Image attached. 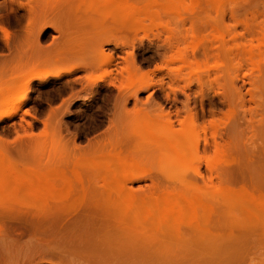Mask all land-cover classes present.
<instances>
[{"label": "rangeland", "instance_id": "374dc122", "mask_svg": "<svg viewBox=\"0 0 264 264\" xmlns=\"http://www.w3.org/2000/svg\"><path fill=\"white\" fill-rule=\"evenodd\" d=\"M85 1L87 3L84 0H64L63 3L62 0H0V150L4 159L9 160L8 165L11 168V164L13 165V171H20L21 174L17 173L22 175L24 180L33 171L48 170V166L53 168L56 165V169L62 168V172L66 170L67 176L69 174L71 176L70 170L74 171V175L76 168L79 167L83 179L80 181L82 180L87 187L90 184L89 189L84 185L83 187L91 190L86 193L88 201L83 199L84 196L83 200L80 199L83 205L79 200H76L78 202L74 200L78 198L77 194L73 199L70 197V202L65 201L64 207H70L69 210L72 209L70 211L77 208L78 210L68 213L69 210L66 212V208L63 209L62 215L67 216L63 218H59L62 215H58L63 213L61 207L52 205V208L48 204L50 209L47 210L49 208L47 207L42 211L41 200L32 198L31 195L27 198L36 201L35 206L32 205L33 202L29 201L30 204L24 199L22 202L24 204L27 202L26 207L21 202L22 199H17L23 193L9 195H14L10 199L12 201L9 203L10 207L6 206L7 201H10L9 196L0 195V200L6 202L1 204L3 201H0L2 208H0L2 210L0 264L264 263V226H262L264 224L257 222L259 227L246 223L249 227L243 228L245 219L243 223L240 222L241 220L239 223L232 221L233 214L237 213L239 216V211L232 208L233 204L229 205V203V207L228 205L224 207L223 202V205L220 204L221 198L223 200L221 189L232 191L233 200L238 197V192L253 193L250 192L251 189L258 194H264V0H217L218 4L214 3L215 6L205 0L207 5H203L208 8L204 9L198 4L200 0H195L196 3L194 1V9L191 0H181L180 6L171 5L172 8L164 7L165 0L163 4L158 3V0H147L149 5L146 0H127L132 1L134 10L137 11L133 13L134 17L131 14V17L125 18H121L122 15L115 12L111 16L112 10H103V7L97 5L98 1L101 4L109 0ZM93 5L98 7L97 11ZM158 5H163L164 10L158 8ZM155 6L157 7L153 10ZM143 7L145 10L142 9ZM198 8L204 13L198 12ZM150 11L153 12L150 14ZM208 14H213L214 18ZM218 14L220 16H217ZM22 99L24 101L18 106V101ZM6 112H11V116L5 118ZM151 126L155 129L167 127V133L163 132L167 143L150 137V129L147 128ZM188 130L191 131L190 135L187 133ZM174 149L178 150L175 151L178 152L179 157ZM188 150L192 151L195 157L192 160L194 164L189 163L190 165L187 166L197 172L194 169L190 172L184 167L186 169L184 172L189 177V179L184 177V180L213 193L210 196L214 197V201L217 198V203H219L218 199L220 200L218 206L214 205L219 211L213 206L214 201L210 203L213 208L209 214L210 218L213 213L210 224L216 223V226L209 225L208 222L206 228L199 226L198 230H208L210 235H218L217 239L215 236L212 238L205 235L209 240L196 239L200 240L201 245L198 242L197 244L194 242L193 245L192 240L200 236L201 231L192 228V232L191 227H187L189 223L186 222H184L185 227L184 223L180 225L181 227L168 225L167 228L170 230L164 229L165 223L164 227L160 226L153 229L154 231L148 228L150 225H146L148 227L144 231L145 237L144 233H140L143 236L139 237L135 234L136 228L131 225L135 223L132 221L134 218L131 217L132 212L127 217H123L113 208L114 211L112 209L111 213L109 208L112 206L109 207L110 205L104 202L105 193L102 188L109 190L110 185L107 184L106 188L102 187L104 180L100 179L106 177L103 172L107 169L111 171L115 167L118 174H124L123 186H127L129 189L127 187L126 189L138 198L148 195L154 198L159 190L162 192L166 188L168 190L176 188L175 191H181L179 188L183 185L182 191L186 190V193L191 194L193 190L189 191L188 185L185 183L180 185V179L168 175V171L172 172L171 169L179 167L180 157L187 154ZM116 157L129 161L132 160L129 157L139 159L141 157L138 161L142 170L137 162L140 170H130L132 174L129 170L122 173L119 162L117 163L119 159L114 160ZM107 160L109 164L111 161V165L116 163L117 165L111 170L110 165L108 168H102ZM102 162H106L105 165H102ZM98 163L101 169L97 166ZM79 164L89 168L97 167V170L92 167L87 169ZM73 181L75 183V179ZM217 187L218 189H215ZM78 190L80 189H77V192ZM109 192L110 190L107 191ZM3 196L6 198L4 199ZM13 198L19 201H13ZM210 200L212 201L211 197ZM16 202L23 204V208L21 209L20 203L21 207L19 204L17 206ZM98 203H101V206ZM72 204L75 208L71 207ZM95 204H97L95 207L92 206ZM86 205L88 207H85ZM38 206L40 210L37 209ZM97 206L109 210L106 211L104 208L101 210ZM214 208L218 214L214 212ZM138 210L133 209V214ZM37 211L44 212L40 213L41 216L49 212V216L41 217ZM139 211L141 215L142 212ZM65 212L68 214L66 215ZM109 212L113 217H109ZM50 214L56 215L55 220V215L52 220ZM77 214L81 217L79 218ZM92 214L95 216L92 217ZM224 215L229 216L226 217L228 219ZM100 216L101 219L106 218L101 221ZM218 216L221 217L219 219L225 220H221L220 223ZM57 217L64 221L60 223ZM137 218L139 217L135 220ZM115 219L121 224L124 223L123 226H120L119 221ZM229 219L237 223L238 227L230 223ZM88 220L91 223H88ZM97 220L101 221V224ZM103 220L106 222V227L103 225L105 223H102ZM223 221L224 224L220 226ZM107 222H109L108 228ZM126 223V226L132 229L127 228ZM89 224L91 226L93 224L97 229ZM211 226L213 231L210 229ZM50 227L53 228L51 232H49L52 230ZM158 229L160 232L155 231ZM150 231L161 237L156 235L153 237L154 234L151 235ZM120 232L123 235L120 236ZM195 232H198V235ZM147 233L153 239L163 242L154 240L156 243H152L149 240L148 245L150 236ZM172 234L174 236H171ZM126 235L131 236L130 238L139 244H142L141 241L145 242L144 238H146L147 243H143L145 246H140L136 241L124 237ZM136 236L143 240L139 241ZM184 236H190L191 239L188 238L191 241L186 238V242H183ZM96 237L99 241H95ZM110 237L114 240H110ZM173 237H179V241ZM128 244L135 249L133 250ZM118 245L127 246L124 248L125 252L123 248L119 249ZM165 246H169L168 249L170 248L171 251L174 249L170 260L167 259L170 257L167 254L169 251L163 250ZM156 249L160 251L155 252ZM204 250L211 253L207 254ZM151 252H155V255ZM178 253L180 254L177 257ZM204 253L209 257L204 256ZM229 253H232L233 257L231 254L229 256ZM218 254L220 257L217 256ZM162 255L167 258L164 259ZM180 256L184 260L180 261ZM212 257H215L214 260ZM154 259L156 262L153 261Z\"/></svg>", "mask_w": 264, "mask_h": 264}, {"label": "bare ground", "instance_id": "6f19581e", "mask_svg": "<svg viewBox=\"0 0 264 264\" xmlns=\"http://www.w3.org/2000/svg\"><path fill=\"white\" fill-rule=\"evenodd\" d=\"M55 1V0H54ZM88 1V0H87ZM92 1V0H91ZM105 1V0H104ZM159 2L158 3H162V2H164L163 0L161 1V0H158ZM194 1L195 0H193V2H192V0H191V4H192V8H193V4L195 5V3H196V1H195V3H194ZM199 1V0H198ZM209 2V4L210 3H217V0H208ZM221 1V0H220ZM219 1V2H220ZM236 1V0H235ZM240 1H242V0H240ZM60 2V1H59ZM64 2V0H62V3ZM84 2H86L85 0H84ZM93 2H95L94 0H93ZM131 2V3H130ZM127 1V0H109V1H106V2H103V3H99V1H98V3H97V5L98 6H100V7H103V10H105V9H110V11L112 10V12H111V14L113 13V12H115V13H117V14H120V15H122L121 16V18H125L126 16H130L131 14H132V17H134V15L135 14H133V13H136V11L137 10H134V6H133V3H132V1ZM146 2H147V0H146ZM151 2V1H150ZM152 2H155V1H152ZM157 2V1H156ZM187 2V1H186ZM201 2H203V3H201ZM58 3V2H57ZM87 3V2H86ZM86 3H84V4H86ZM165 4V8H166V6H170L169 8H172L171 7V5H173L174 7H175V5H177V4H179V6H180V3L182 4V2H181V0H165V2H164ZM184 3V2H183ZM59 4V3H58ZM61 4V3H60ZM83 4V5H84ZM94 4V3H93ZM147 4H148V2H147ZM146 4V5H147ZM163 4V3H162ZM190 4V3H189ZM199 5L201 4L202 5V7H203V9L204 8H208V7H205V5H203V4H206L207 5V1H199V3H198ZM213 4H211V5H213ZM218 4V3H217ZM216 4V5H217ZM223 4L225 5V2H223ZM135 5H137L136 3H135ZM149 5V4H148ZM147 5V6H148ZM151 5V4H150ZM155 5H157V3H155ZM186 5V4H185ZM188 5V4H187ZM200 5V6H201ZM210 5V6H211ZM159 7L158 8H162L163 10H164V8H163V5L161 6V5H158ZM213 6H215V4L213 5ZM212 6V7H213ZM93 7H95V9H96V11H97V8H96V6H94L93 5ZM137 7V6H136ZM148 7H150V6H148ZM157 6H155L154 8H153V10H155V8H156ZM191 7V6H190ZM221 7V6H220ZM224 7V6H223ZM179 8H181V7H179ZM187 8H188V6H187ZM197 8V4H196V6H195V9ZM84 9H85V7H84ZM89 9V8H88ZM92 9V8H91ZM143 10H145L146 9V6H145V9H144V7L142 8ZM168 9V8H167ZM190 9V8H189ZM194 9V8H193ZM221 9V8H220ZM101 10V9H100ZM151 10V9H150ZM158 11H159V9H157ZM162 10V11H163ZM166 10V9H165ZM198 12H201L200 11V9L198 8ZM202 10V9H201ZM214 10V9H213ZM221 10H223V9H221ZM85 11H88V10H85ZM90 11H92V10H90ZM194 11V10H193ZM206 11H207V9H206ZM205 11V12H206ZM208 11H209V9H208ZM93 12V11H92ZM153 11H150V14L152 13ZM213 12V11H212ZM220 12V11H219ZM218 12V13H219ZM93 13H95V11L93 12ZM97 13V12H96ZM95 13V14H96ZM99 13V12H98ZM102 13V12H101ZM140 13H141V9H140ZM202 13H204V11H202L201 12V14ZM221 13V12H220ZM219 13V14H220ZM89 14H90V12H89ZM117 14H114V15H117ZM149 14V13H148ZM214 14V13H213ZM213 14H208V15H210L211 17H213L212 15ZM217 15V16H220V15H222V13L220 14V15ZM93 15V14H92ZM102 15V14H101ZM205 15H206V13H205ZM204 15V16H205ZM215 15V14H214ZM89 16V15H88ZM104 16V15H103ZM111 16H113V14L111 15ZM119 16V15H118ZM140 16V15H139ZM202 16V15H201ZM216 16V15H215ZM115 17V16H114ZM114 17H112V18H114ZM131 17V16H130ZM138 17V16H137ZM206 17V16H205ZM115 18H117V17H115ZM214 18V17H213ZM216 18V17H215ZM220 18V17H219ZM130 19H132V18H130ZM129 19V20H130ZM204 19V18H203ZM208 19V18H207ZM205 21V20H204ZM213 22V21H212ZM211 22V23H212ZM219 22V21H218ZM220 24V23H219ZM210 25V24H209ZM219 27V26H218ZM220 30H221V28H219ZM262 41V40H261ZM260 41H258V43H259ZM262 43V42H261ZM260 44V43H259ZM263 44V43H262ZM262 44H261V46H262ZM258 45V44H257ZM264 45V44H263ZM259 46V45H258ZM260 46V47H261ZM259 47V48H260ZM255 50V49H254ZM183 58V57H182ZM182 62V61H181ZM185 63V62H184ZM190 65V64H189ZM187 67H188V65H187ZM67 72V71H66ZM24 100L22 99V100H20V101H18V106H19V104H22V102H23ZM15 106V105H14ZM12 108H14V107H11V109ZM10 111V110H9ZM14 111V110H13ZM11 112H12V110H11ZM11 112H6L5 114V118H8V117H10L11 116ZM155 126V125H154ZM154 126H151L150 128H147V129H150V132H149V134H150V137H152V138H155V139H158L160 142H165V143H167V138H165L166 137V135H164V133L163 132H165V133H167L166 132V128L167 127H165V128H157V129H155V127ZM191 127V125H188V127ZM189 129H191V128H189ZM182 130V129H181ZM149 131V130H148ZM187 133H189V135L191 134V131L190 130H188L187 131ZM142 137V136H141ZM188 137V136H187ZM193 138V137H192ZM143 139H145V138H143ZM176 139H178V138H176ZM169 140H170V138H169ZM173 139H171V141H172ZM179 140H180V138H179ZM144 141V140H143ZM147 141V140H146ZM176 141V140H175ZM178 141V140H177ZM206 141V140H205ZM148 142V141H147ZM189 142H190V140H189ZM165 143H164V145H165ZM197 143V142H196ZM147 144V143H146ZM149 144V143H148ZM189 144V143H188ZM163 145V146H164ZM191 145V144H190ZM188 146V145H187ZM192 146V145H191ZM182 147V146H181ZM189 147V146H188ZM169 148H171L170 147V143H169ZM190 148V147H189ZM185 149V148H184ZM178 151L177 149H174L173 151ZM138 151V150H137ZM137 151H135L136 153H135V155L137 156ZM176 151H175V153H176ZM189 151V150H188ZM0 152H1V150H0ZM134 152V151H133ZM169 152V151H168ZM167 152V153H168ZM215 152H217L216 150H215ZM2 153V152H1ZM132 153V152H131ZM178 153V152H177ZM176 153V154H177ZM115 154H118V153H115ZM139 154V153H138ZM171 154V153H170ZM169 154V155H170ZM134 155V154H133ZM140 155H143V154H140ZM179 154H177V156H178ZM215 155H217L216 153H215ZM139 156V155H138ZM144 156V155H143ZM143 156H141V157H143ZM135 157V156H134ZM134 157H129V158H132V160H128V159H126V160H124V158L122 159V158H118L117 159V157H116V159H114V160H118L117 161V163L119 162V167H120V169H121V172L122 173H125V172H127L128 170H129V173L131 172L130 170H134V169H137V170H142V166H141V164H139V161L141 160V157H140V159L139 158H134ZM172 157V156H171ZM179 157V156H178ZM194 154H193V152L191 151H189L187 154H183L181 157H180V159H179V167L178 168H175L174 170L173 169H171V171L172 172H170V171H168V175H169V177L171 176V177H175V178H177L179 181H180V185H181V183H182V185H183V183H185V185H188L187 187L189 188V191L190 190H193V192L190 194V192H187L186 193V190H185V192H183L182 191V189L181 188H183V186H181L179 189L182 191H175L176 190V188L174 189V188H170L169 190H171V191H169L167 188L165 189V191L163 190L162 192L159 190V192H161L160 194H159V192H157V190H156V192L158 193L157 195H155L156 197H154V198H150L149 197V195H148V197L147 196H144V198H138V197H135L133 194H131V192L129 191V190H127L126 189V187L127 186H123V185H125V182H123V176L122 175H124V174H121V173H119L118 174V172H117V169H114V168H112L114 165H111L112 164V162L110 161V163L111 164H109L108 162H109V160H107V163L106 162H102V165H105V163H106V165L104 166V167H102V168H105V167H107L108 168V166L110 165L111 167H109V169L111 170V168L113 169V170H111V171H109L107 168V171L106 172H103V173H105V174H103V173H101V174H103V175H105L106 177H104V176H102V175H100V176H102V177H104V178H101L100 176V180L102 181V180H104V181H102V182H104L103 184H101L102 185V187H105L106 188V186H107V184H109L110 186V192L109 193H107V191H109V190H106V189H104V188H102L103 189V191H104V193H105V196L103 197L104 198V202L105 203H107L108 204V206L109 207H111V208H109V209H111V213H112V209L114 208L121 216H123V217H127L129 214H131L130 212H132V215H131V217H134L133 219H132V221L133 222H135L134 223V225H133V223L131 224L132 225V227L133 228H136V231H138V232H136L135 231V234L137 235L138 234V236L139 237H141V236H143V235H140V233H144V237H145V232L144 231H146L145 229L150 225V227H148L149 229H151L152 231H154L153 229H156V228H158V227H160V226H163V224L165 223L166 225H164V226H166V227H164V229H166L167 227H168V225L169 226H171V227H173L172 225H174V226H178L179 225V227H181L180 225L181 224H183L184 222H186V223H189V225H187V227H191V230H192V228H194V229H196L197 228V230H198V228H199V226H201V227H205L206 228V226H208V222H209V225H211L210 224V220L212 221V219H210L211 217H213L212 215H213V213H212V215H211V217L209 218V214H211L210 212L213 210V208H212V203H213V201H214V197H212V196H210V195H212L211 194V192H208V191H206V190H204V189H202V188H200V187H198V186H195V185H192V184H190L189 182H188V180H187V182L184 180V177L186 178L188 175H186L187 173L186 172H184V170H189L190 172H191V170L193 171V169L194 168H191V167H189V166H187V165H190L189 163H193L192 162V160L194 159ZM219 158V157H218ZM221 158V157H220ZM219 158V159H220ZM102 159H104V158H102ZM136 161H135V160ZM173 159H174V157H173ZM196 159V158H195ZM6 160V161H5ZM122 160V161H121ZM139 160V161H138ZM115 161V162H116ZM156 161V160H155ZM196 161H198V160H196ZM121 162H122V164H121ZM137 162H138V164L140 165V169H138L139 168V166L137 165ZM8 163H10L9 162V160L6 158V159H4V155H3V153L2 154H0V195H3V194H5V195H7V196H9L10 194H16V193H18V195H19V193H23V195L21 194L20 195V198H18L17 197V199H22L21 200V202L24 200V199H27V201L29 202V201H31V199L33 198V197H35V198H39L40 200H41V203L43 204V206H40L41 207V209H42V211L44 210V209H47V207H49L47 210H49L50 209V206L52 207V205H57V207L59 206V207H61V210H65V208H66V212H68V210H69V208L70 207H64L65 206V204H66V202L65 201H71V198L70 197H72V199H73V197H75L74 195L75 194H77L76 196L78 197V198H76V199H74L75 201L76 200H79L80 201V199L81 200H83V199H86V193H87V191H91V190H86V188L87 189H89L88 187H89V182H87L89 185H88V187L85 185V183L82 181L83 179H82V175H81V172H79V167L78 168H76V171H75V173H74V175H73V172L74 171H71L70 170V172L72 173L71 174V176H67V175H65L66 174V170L65 171H63L62 172V168H59L58 167V170L56 169V167L54 166L53 168L50 166H48L47 168H48V170L47 169H45V170H43V171H41V170H39V171H33L30 175H29V177H27V179H23V176L22 175H19V174H21V173H19L18 171V173L16 172V171H13V165L11 164V166H12V168L8 165ZM80 163V162H79ZM104 163V164H103ZM117 163H116V165H117ZM78 164V163H77ZM100 164H101V162H100ZM194 164V163H193ZM50 165H52V163L50 164ZM54 165V164H53ZM79 165H84V164H79ZM78 165V166H79ZM115 165V166H116ZM77 166V165H76ZM76 166H73V167H76ZM85 167H86V165H84ZM84 166H83V168H84ZM97 166H99V168H100V165H99V163H98V165ZM192 166V165H191ZM72 167V168H73ZM92 167V166H91ZM91 167L89 168V166H87L86 168L88 169H91ZM184 167L186 168V169H184ZM187 167H189V168H191V169H189V168H187ZM211 167V166H210ZM93 168V167H92ZM95 168V170H97L96 168L97 167H94ZM93 168V169H94ZM50 169V170H49ZM54 169V170H53ZM56 169V170H55ZM60 169V170H59ZM92 169V170H93ZM101 169V168H100ZM73 170H75V168L73 169ZM81 170V169H80ZM99 170V169H98ZM195 170V169H194ZM77 171H78V173H77ZM99 171H101V170H99ZM102 171H103V169H102ZM196 171V170H195ZM194 171V172H195ZM69 172V173H70ZM98 172V171H97ZM197 172V171H196ZM138 173V172H137ZM171 173V174H170ZM75 174H76V176H75ZM121 174V175H120ZM130 174H132V173H130ZM22 176V177H21ZM25 176V175H24ZM73 176V177H72ZM26 177V176H25ZM69 177V178H68ZM133 177V176H132ZM71 178H73V180L75 179V183H74V181L71 179ZM127 178V177H126ZM174 178V179H175ZM80 179H82L81 181H80ZM128 179V178H127ZM187 179H189V177H187ZM106 180V181H105ZM24 182H25V184H24ZM76 182H77V185H79L80 187H75V186H77L76 185ZM84 183V184H83ZM86 183V184H87ZM124 183V184H123ZM81 184V185H80ZM222 184H224V183H222ZM75 185V186H74ZM83 185H84V187L86 186V188H84L83 187ZM219 185H220V183H219ZM218 186V185H217ZM108 187V186H107ZM186 187V186H185ZM246 187V186H245ZM75 188H76V191H75ZM91 188V187H90ZM128 188V187H127ZM193 188V189H192ZM77 189H80V190H78L79 192H77ZM129 189V188H128ZM215 189H218V187L217 188H215ZM248 189V188H247ZM167 190V191H166ZM172 190H174V191H172ZM188 190V189H187ZM222 191H223V200H222V198H221V203H220V200L218 199V202L221 204V205H223V203H224V207H225V205H226V207H227V205L229 204V205H232L233 204V206L234 207H232V206H230V208L232 207V208H236V210H238L239 211V216H240V218H239V216H237V213H235V215L233 214V216L234 217H232V221H234V222H237V223H239V220H241L240 222H244V220L243 219H245V224H243L242 226H243V228H245V226H246V223H249L250 225H258V223L257 222H259V224L260 223H263L264 224V196H262V195H264V194H258V192H254V190L253 189H251V191H250V189H249V191L250 192H253V193H249V192H246V191H241V192H238V197L236 198V199H231V196L233 197V194H232V191H230V190H228V189H221ZM102 191V192H103ZM75 192H77V193H75ZM155 192V191H154ZM210 193V194H209ZM260 193V192H259ZM24 194H26V195H24ZM85 194V195H84ZM103 194V193H102ZM106 194L108 195V196H106ZM190 194V195H189ZM232 194V195H231ZM13 195V196H14ZM32 196V198H29V200H28V196ZM214 195H219V194H215L214 193ZM12 195L11 196H9V200L10 199H12V197H13ZM17 196V195H16ZM24 196V197H23ZM84 196V197H83ZM154 196V195H153ZM208 196H209V198H208ZM220 196V195H219ZM4 197V196H3ZM21 197H23V198H21ZM82 197H83V199H82ZM98 197V196H97ZM96 197V198H97ZM108 197V198H107ZM142 197V196H141ZM151 197H152V194H151ZM206 197V198H205ZM210 197L212 198V201L210 200ZM221 197V196H220ZM6 197H4V199H5ZM87 198H88V196H87ZM93 198V197H92ZM2 199V198H1ZM16 199V200H17ZM67 199V200H66ZM69 199V200H68ZM89 199V198H88ZM16 200H14V198H13V201H16ZM19 200H17V201H19ZM35 200H37V199H35ZM87 200V199H86ZM208 200V201H207ZM209 200H210V202H209ZM216 201H214V204H213V206L214 205H217L218 206V204L219 203H217V198L215 199ZM0 201H3V200H0ZM11 201V200H10ZM10 201H7L8 202V204H6V206L8 205H10L9 203H12V201L10 202ZM88 201V200H87ZM93 201V200H92ZM97 201H99V199H97ZM101 201V200H100ZM103 201V200H102ZM231 201V202H230ZM31 202H33V204L32 205H34L35 206V203L34 202H36V201H31ZM74 202V201H73ZM76 202H78V201H76ZM81 202V201H80ZM84 202V201H83ZM95 202V201H94ZM223 202V203H222ZM1 203V202H0ZM4 203H6V202H2L1 204H4ZM17 203V202H16ZM15 203V204H16ZM20 203V202H19ZM19 203H17L16 205L17 206H19L20 204ZM23 203V202H22ZM26 203L27 202H25V206L23 205V204H21L22 205V207H21V205H20V207H21V209L23 208V206L24 207H26ZM30 203V202H29ZM37 203H38V200H37ZM63 203V204H62ZM65 203V204H64ZM82 203V202H81ZM96 203V202H95ZM211 203V204H210ZM217 203V204H216ZM19 204V205H18ZM31 204V203H30ZM29 204V205H30ZM41 204V205H42ZM48 204H50V206L48 205ZM59 204H61V205H59ZM80 204V203H79ZM89 204V203H88ZM90 204H92L91 202H90ZM99 204V203H98ZM104 204V203H103ZM32 205H31V207H29L30 209L32 208ZM45 205V206H44ZM73 205V204H72ZM74 205H75V203H74ZM74 205L73 206H71V207H74ZM82 205H83V203H82ZM81 205V206H82ZM97 204H95V205H92V206H96ZM100 206H101V203L99 204ZM106 205V204H105ZM229 205H228V207H229ZM3 206V205H2ZM11 206H13L12 204H11ZM15 206V205H14ZM69 206V205H68ZM100 206H97V207H99L100 208ZM104 206V205H103ZM108 206H107V208H108ZM217 206H214V207H216L217 208ZM10 207V206H9ZM39 206L37 207V209H39L40 208ZM85 207H88L87 205L85 206ZM0 208H1V205H0ZM16 208V207H15ZM28 208V207H27ZM44 208V209H43ZM53 208V207H52ZM75 208V207H74ZM77 208V207H76ZM82 208V207H81ZM98 208V209H99ZM102 209L104 208V207H101ZM100 208V209H101ZM2 209V208H1ZM0 209V212L2 211ZM54 209H55V206H54ZM53 209V210H54ZM60 209V208H59ZM79 209H80V207H79ZM86 209V208H85ZM88 209V208H87ZM91 209V208H90ZM92 209H93V207H92ZM101 209V210H102ZM106 211L107 210H109V209H106V207L104 208ZM114 209H113V211H114ZM133 209L135 210H137V209H139L138 211L141 213L142 212V217H141V215L138 213V211H137V213L139 214V216H137L138 214L136 213V211H134L136 214H133ZM226 209V208H225ZM27 210V209H26ZM25 210V211H26ZM36 210V209H35ZM40 210V209H39ZM38 210V211H39ZM64 210H63V213H61V214H59L58 213V215H62V214H64ZM70 210H72V209H70ZM69 210V212L68 213H70V212H73V211H76V210H78V208L76 209V210H74L73 209V211H70ZM89 210V209H88ZM95 210V209H94ZM104 210V211H105ZM214 210H215V208H214ZM217 210H218V208H217ZM4 211V210H3ZM19 211V210H18ZM24 211V212H25ZM37 211V212H38ZM41 211V212H42ZM80 211H81V209H80ZM84 210H82V212H83ZM95 211H97V210H95ZM100 211V210H99ZM98 211V212H99ZM219 211V210H218ZM223 211V210H222ZM20 212V211H19ZM29 212V211H28ZM40 212V213H41ZM65 212V213H66ZM87 212V211H86ZM109 212V213H110ZM214 212H216V210L214 211ZM39 213V212H38ZM39 213V215L41 216V214ZM42 213H44V212H42ZM53 213V212H52ZM68 213H66V215L68 214ZM74 213V212H73ZM72 213V214H73ZM77 213H78V211H77ZM81 213V212H80ZM83 213H85V212H83ZM88 213H89V211H88ZM95 213V212H94ZM110 213V216H109V214H107L109 217H113V215ZM217 213V212H216ZM215 213V216L218 214H216ZM49 214V212L46 214V215H48ZM56 214H57V212H56ZM100 214H102V213H99V215ZM104 214H106L105 212H104ZM25 215V214H24ZM31 215V214H30ZM36 215L38 216V214L36 213ZM46 215H42L41 217H43V216H46ZM51 215V214H50ZM55 215V214H54ZM53 215V216H54ZM57 215V216H58ZM78 215V214H77ZM93 215L94 214H92V217H93ZM95 215H96V213H95ZM94 215V216H95ZM103 215V214H102ZM101 215V216H102ZM118 215V214H117ZM116 215V216H117ZM134 215V216H133ZM219 215H220V213H219ZM226 215H229V214H226ZM1 216H2V214H1ZM27 216V215H26ZM40 216H38V217H40ZM49 216V215H48ZM52 215H51V218L53 217ZM63 216H65V215H62V216H60L59 218H63ZM69 216V215H68ZM97 216V215H96ZM101 216L99 217L100 219H101ZM139 217V218H137L136 220H135V218L136 217ZM222 216V215H221ZM225 216V215H224ZM230 216V215H229ZM229 216H225V218L226 217H229ZM236 216H237V221H235L236 219ZM25 217V216H24ZM32 217V216H31ZM38 217H36V218H38ZM55 217H56V215L54 216V220H55ZM65 217H67V216H65ZM71 217V216H70ZM78 217H79V215H78ZM81 217V216H80ZM79 217V218H80ZM83 217V216H82ZM118 217V216H117ZM130 217V216H129ZM223 217V216H222ZM231 217V216H230ZM44 218H47V217H44ZM50 218V217H49ZM58 218V217H57ZM58 218V220H60ZM85 218V217H84ZM91 218V217H90ZM89 218V220H91ZM104 217H102V219H103ZM106 218V217H105ZM104 218V219H105ZM208 218H209V221H208ZM219 218H221V217H219L218 216V219ZM239 218V219H238ZM242 218V219H241ZM42 219V218H41ZM65 219V218H64ZM67 219V218H66ZM97 219V218H96ZM95 219V220H96ZM102 219H101V221H102ZM108 219V218H107ZM117 219V218H116ZM115 219V220H116ZM119 219V218H118ZM226 219H228V218H226ZM231 219V218H230ZM229 219V220H230ZM235 219V220H234ZM25 220V219H24ZM52 220H53V218H52ZM51 220V221H52ZM71 220V219H70ZM76 220V219H75ZM88 220V223L90 222ZM109 220V219H108ZM111 220H112V218H111ZM114 220V221H115ZM120 220H121V217H120ZM124 220H125V218H124ZM123 220V221H124ZM128 220V219H127ZM135 220V221H134ZM221 220H225V219H219L218 221L220 222ZM247 220H248V222H247ZM1 221V220H0ZM62 220H60V223H62L61 222ZM69 221V220H68ZM79 221V220H78ZM98 222H99V220H97ZM96 221V222H97ZM101 221L99 222L100 224H101ZM110 221V220H109ZM116 221H119V220H116ZM131 221V220H130ZM216 221H217V218H216ZM217 221V222H218ZM45 222H47V220L45 221ZM86 222H87V219H86ZM85 222V223H86ZM91 222H92V220H91ZM90 222V223H91ZM113 222V221H112ZM127 222V221H126ZM169 222V223H168ZM218 222V223H219ZM242 222V223H243ZM39 223V222H38ZM37 223V224H38ZM43 223V222H42ZM48 223H50L51 224V222H48ZM102 223H105V224H103V225H105L104 227H106V222L103 220V222ZM110 223H111V221H110ZM115 223V222H114ZM113 223V224H114ZM116 223H118V222H116ZM119 223H120V221H119ZM170 223H172L171 225H170ZM221 223V222H220ZM230 223H232V224H235V223H233V222H231V220H230ZM236 223V224H237ZM66 224V223H65ZM76 224V223H75ZM82 224H83V221H82ZM93 224H94V221H93ZM93 224H92V226H93ZM108 224H109V222H107V228H108ZM122 224H124V223H122ZM121 223H120V226H123ZM215 224V226H216V223H214ZM214 224H212L213 226H214ZM224 224V221L222 222V224H220V226H222ZM235 224V225H236ZM41 225V224H40ZM44 225V224H43ZM49 225V224H48ZM52 225V224H51ZM57 225H59V224H57ZM56 225V226H57ZM77 225H78V223H77ZM95 225V224H94ZM98 224H96V226H97ZM127 225V223L125 224V226ZM146 225H148V226H146ZM185 225V223L183 224V226ZM241 224H239V226H240ZM262 225V224H261ZM37 226V225H36ZM50 226V225H49ZM80 226V225H79ZM84 226V225H83ZM89 226H91V224H89ZM91 226V227H92ZM102 226V225H101ZM110 226V225H109ZM116 226H117V224H116ZM120 226L118 225V227L120 228ZM153 226V227H152ZM213 226H211L210 227V229L211 228H213ZM237 226V225H236ZM235 226V227H236ZM248 226V225H247ZM247 226H246V228H247ZM259 226V225H258ZM262 226H264V225H262ZM43 227V226H42ZM53 227V226H52ZM52 227H50V228H52ZM103 227V226H102ZM103 227V228H104ZM111 227L112 228H114L112 225H111ZM127 227V226H126ZM129 227V229H132V228H130V226H128ZM127 227V228H128ZM185 227V226H184ZM238 227V226H237ZM249 227V226H248ZM260 227V226H259ZM44 228V227H43ZM57 228V227H56ZM61 228V227H60ZM72 228V227H71ZM83 228H85V227H83ZM93 228H94V226H93ZM92 228V229H93ZM117 228V227H116ZM118 228V229H119ZM188 228V229H189ZM209 228V227H208ZM41 229V228H40ZM47 229V228H46ZM45 229V230H46ZM63 229V228H62ZM66 229V228H65ZM95 229V228H94ZM93 229V230H94ZM97 229V228H96ZM95 229V230H96ZM106 229V228H105ZM115 229V228H114ZM125 229V228H124ZM128 229V230H129ZM186 229V228H185ZM184 229V230H185ZM218 229H220V228H218ZM250 229H252V227H250ZM254 229V228H253ZM44 230V229H43ZM50 230V229H49ZM55 230V229H54ZM61 230V229H60ZM64 230V229H63ZM68 230V229H67ZM91 230V229H90ZM94 230V231H95ZM100 230V229H99ZM99 230H97V231H99ZM101 230L103 231V229L101 228ZM100 230V231H101ZM107 230V229H106ZM111 230V229H110ZM116 230V229H115ZM160 229H158V230H155L156 232H160L159 231ZM167 230H170V228L168 229L167 228ZM172 230V229H171ZM180 230V229H179ZM178 230V232H180ZM181 230H183V229H181ZM212 230V229H211ZM214 230V229H213ZM212 230V231H213ZM221 230V229H220ZM51 231H53V228H52V230H50L49 232H51ZM57 231V230H56ZM56 231H54V232H56ZM70 231V230H69ZM89 231V230H88ZM100 231H99V233H100ZM107 231H109V230H107ZM161 231H163V230H161ZM173 231V230H172ZM189 231V230H188ZM196 231V230H195ZM201 231V232H200ZM47 232V231H46ZM59 232V231H58ZM105 232V231H104ZM164 232H165V230H164ZM164 232H162L163 234H164ZM171 232V231H170ZM184 232V231H183ZM182 232V233H183ZM192 232H193V230H192ZM198 232H200L199 234H200V236L197 234ZM198 232L196 233L195 232V234H197L198 236H199V238H198V236H197V238H192V239H194V240H192L193 242H191L192 244L195 242L196 244H197V242L198 243H200L199 241L200 240H196V239H203V240H205L206 239V236L205 235H209V236H211L212 238L215 236L216 237V239H217V236L214 234H212V235H210V233L208 232V230H198ZM204 232V233H203ZM217 232H218V230H217ZM220 232V231H219ZM253 232H254V230H253ZM262 232H263V229H262ZM70 233V232H69ZM68 233V234H69ZM72 233V232H71ZM98 233V234H99ZM109 233V232H108ZM116 233H117V231H116ZM128 233V232H127ZM132 233V232H131ZM149 233H151V235H153L154 233H152L151 231L149 232ZM161 233V234H162ZM181 233V232H180ZM179 233V234H180ZM230 233V232H229ZM65 234H66V232H65ZM67 234V235H68ZM102 234H104L103 232H102ZM110 234V233H109ZM121 234L123 235V233H121L120 232V236H121ZM133 234H134V232H133ZM148 234V233H147ZM169 234V233H168ZM174 234V233H173ZM171 235V236H174V235ZM194 234V233H193ZM192 234V235H193ZM194 234V235H195ZM203 234V235H202ZM217 234V233H216ZM227 234V233H226ZM232 234H234V232H232ZM251 234V233H250ZM71 235V234H70ZM81 235V234H80ZM105 235V234H104ZM111 235V234H110ZM109 235V236H110ZM129 235H131V234H129ZM149 235V234H148ZM151 235H149L152 239H153V237L156 235L157 237H161V235L160 236H158L156 233L153 235V237L151 236ZM181 235V234H180ZM183 235V234H182ZM186 235V234H185ZM189 235H190V232H189ZM202 235V236H201ZM220 235H222L221 233H220ZM225 235V234H224ZM238 235V234H237ZM62 236V235H61ZM73 236H74V234H73ZM96 236V235H95ZM107 236V235H106ZM112 236H114V235H112ZM128 235H126V236H124V237H127ZM138 236H136L138 239H139V237ZM155 236V237H156ZM191 236V235H190ZM190 236H184V238H185V240H183V242L185 241L186 242V238H190ZM204 236V237H203ZM233 236V235H232ZM65 237V236H64ZM68 237V236H67ZM105 237V236H104ZM131 237V236H130ZM130 237H127V238H130ZM149 237V238H150ZM194 237V236H193ZM220 237V236H219ZM218 237V238H219ZM234 237V236H233ZM255 237V236H254ZM89 238V237H88ZM87 238V239H88ZM97 238L98 237H96V239H95V241H99V240H97ZM120 238H122V237H120ZM132 238V237H131ZM130 238V239H131ZM148 238V237H147ZM148 238V243L146 242V238H144L145 239V242L149 245L150 243H149V240H150V242L152 241V243L154 242V240H155V238L152 240V239H149ZM166 238V237H165ZM174 238V237H173ZM177 237H175L174 239L175 240H177L178 239V241H179V237L176 239ZM187 239V240H190V239ZM222 238H223V236H222ZM227 238V237H226ZM225 238V239H226ZM228 238H229V236H228ZM230 238H232V237H230ZM75 239V238H74ZM87 239H86V241H87ZM92 239V238H91ZM90 239V240H91ZM123 239V238H122ZM121 239V240H122ZM158 239H160V238H158ZM162 239V238H161ZM207 239L209 240V237H207ZM206 239V240H207ZM225 239H222V240H225ZM233 239H235V238H233ZM232 239V240H233ZM83 241L85 240V239H82ZM103 241H104V239H102ZM108 240H109V238H108ZM110 240H114L112 237H110ZM124 240V239H123ZM131 240H134V239H131ZM141 240H143V238L141 239ZM140 239H139V241H141ZM166 240V239H165ZM174 240V241H175ZM180 240H182V238L180 239ZM196 240V241H195ZM205 240V241H206ZM220 240H221V238H220ZM228 240H231V239H228ZM231 240V241H232ZM249 240V239H248ZM261 240V239H260ZM263 240V239H262ZM89 241V240H88ZM127 242H129L130 243V241H128V240H126ZM136 240H134V242H135ZM156 242H160L159 240H155ZM173 241V240H172ZM191 241V240H190ZM204 241V242H205ZM227 241V240H226ZM251 241H254V240H251ZM251 241H250V243H251ZM256 241V240H255ZM119 242V241H118ZM118 242H117V244H118ZM121 242V241H120ZM119 242V243H120ZM137 242V241H136ZM142 242V244L140 243H138L140 246L141 245H143V243H145V242H143V241H141ZM156 242H154V243H156ZM162 242H163V240H162ZM162 242H160V243H162ZM188 242V241H187ZM202 243H203V241H201ZM221 242V241H220ZM229 242V241H228ZM234 242V241H233ZM233 242H231L232 244H233ZM235 242H237V241H235ZM109 243H110V241H109ZM121 243H123V242H121ZM136 243V244H137ZM145 243V244H146ZM160 243H158V244H160ZM191 243H189V244H191ZM221 243H223V241L221 242ZM224 243H225V241H224ZM227 243V242H226ZM253 243H255V242H253ZM101 244V243H100ZM104 244H105V242H104ZM103 244V245H104ZM108 244V243H107ZM114 244L116 245V243H115V241H114ZM114 244H113V246H114ZM127 244V243H126ZM125 243H124V245H126ZM137 244V245H138ZM166 244V243H165ZM183 244V243H182ZM205 244V243H204ZM213 244H215V243H213ZM229 244V243H228ZM109 245H111V244H109ZM109 245H108V247H109ZM123 245V244H122ZM128 245H130V246H132L131 244H128ZM138 245V246H139ZM147 245V246H148ZM152 245H154V244H152ZM160 245H162V244H160ZM193 245H195V244H193ZM200 245H201V243H200ZM206 245V244H205ZM222 245V244H221ZM240 245V244H239ZM112 246V245H111ZM118 246H120V245H118ZM118 246H116V248L118 247ZM137 246V247H138ZM143 246H145V245H143ZM176 246H178V245H176ZM180 246H182V245H180ZM189 246V245H188ZM187 246V247H188ZM211 246V245H210ZM225 246V245H224ZM231 246V245H230ZM230 246L228 247V248H230ZM237 246V245H236ZM105 247V246H104ZM125 247H127V246H125ZM124 246L122 247V246H120L119 247V249L121 248V250H122V248H123V250H124V252H125V248ZM134 246H132V248H133ZM150 247H152V246H150ZM167 246H165V248L163 249L164 251L165 250H167V251H169L167 254L168 255H170V257L169 258H167V257H165V256H163L162 255V257H164V259L165 258H167L168 260H170V258H171V256H172V254L174 253L173 252V250L171 251V250H169L168 249V247L166 248ZM171 247V246H170ZM189 247H191V246H189ZM188 247V248H189ZM206 247V246H205ZM110 248V247H109ZM112 248V247H111ZM115 248V247H114ZM113 248V249H114ZM129 248H131V247H129ZM155 248H157V247H155ZM155 248H153V249H155ZM158 248H160V247H158ZM163 248V247H162ZM162 248L160 249L161 250V252H162ZM174 248V247H173ZM177 249H179L178 247H176ZM175 248V250L176 251H178L177 249ZM208 248V247H207ZM235 248V247H234ZM238 248H239V246H238ZM108 249V248H107ZM118 249V248H117ZM135 248H133V250H134ZM143 249H145V248H143ZM190 249V248H189ZM188 249V250H189ZM217 249V248H216ZM224 249V248H223ZM233 249V248H232ZM231 249V250H232ZM111 250V249H110ZM121 250H119V251H121ZM139 250V249H138ZM157 251H155V252H158V250L159 249H156ZM159 250V251H160ZM180 250V249H179ZM195 250V249H194ZM208 250H210V249H208ZM208 250H204L207 254H209L208 252H210V251H212V250H210V251H208ZM215 250V249H214ZM226 249H224V251H225ZM264 250V249H263ZM127 251V250H126ZM130 250H128V252H129ZM148 251V250H147ZM147 251H145V252H147ZM166 251V252H167ZM171 251V252H170ZM218 251V250H217ZM221 251H223V250H221ZM121 252H123V251H121ZM132 252H134V251H131V253ZM155 252H151V253H154V255H155ZM173 252V253H172ZM180 252V251H179ZM187 252V251H186ZM200 252V251H199ZM201 252H203V251H201ZM215 252V251H214ZM225 252H227V250L225 251ZM237 252H239V251H237ZM150 253V254H151ZM171 253V254H170ZM181 253V252H180ZM180 253H178L177 254V257L179 256V254ZM183 253H185V252H183ZM187 253H189V252H187ZM193 253V252H192ZM206 253H204V256L206 255ZM211 253V252H210ZM217 253H219V252H217ZM216 253V254H217ZM224 253V252H223ZM222 253V255H226V254H223ZM228 253V252H227ZM148 254V253H147ZM146 254V255H147ZM150 254H149V256H150ZM182 254V253H181ZM232 255V257H233V254L232 253H229V256H231ZM238 254V253H237ZM251 254V253H250ZM154 255H152V256H154ZM158 254H156V256H157ZM187 255V254H186ZM185 255V256H186ZM190 255V254H189ZM197 255V254H196ZM212 255H213V252H212ZM228 255V254H227ZM244 255V254H243ZM188 256V255H187ZM186 256V257H187ZM195 256V255H194ZM211 256V255H210ZM214 256V255H213ZM217 256H219V254L217 255ZM229 256H227V258L229 257ZM241 256V255H240ZM246 256V255H245ZM131 257V256H130ZM151 257V256H150ZM182 257H184L183 255H182ZM206 257H209V255H206ZM220 257V256H219ZM141 258V257H140ZM139 258V259H140ZM154 258H155V256H154ZM176 258V257H175ZM180 258H181V256H180ZM179 258V259H180ZM188 258V257H187ZM190 258V257H189ZM193 258V257H192ZM191 258V259H192ZM199 258H201V257H199ZM198 258V259H199ZM213 258H215V257H212V259ZM226 258V259H227ZM243 258V257H242ZM142 259H143V257H142ZM147 259V258H146ZM150 259V258H149ZM156 259V258H155ZM155 259L153 260V261H155ZM160 258H158V260H159ZM184 260V258H181L180 259V261L181 260ZM194 259V258H193ZM197 259V260H198ZM209 259V258H208ZM157 260V261H158ZM167 260V261H168ZM172 260V259H171ZM176 260H178V259H176ZM187 260V259H186ZM188 260H190V259H188ZM201 260V259H200ZM210 260V259H209ZM208 260V261H209ZM214 260V259H213ZM262 260V259H261ZM146 261V260H145ZM179 261V260H178ZM191 261V260H190ZM229 261H230V259H229ZM241 261V260H240ZM156 262V261H155ZM160 262H162V261H160ZM165 262V261H164ZM169 262H171V261H169ZM189 262V261H188ZM198 262V261H197ZM255 262V261H254ZM174 263V262H173ZM194 263H196V262H194ZM250 263V262H249ZM167 264V263H166ZM180 264V263H179ZM199 264V263H198ZM210 264H212V263H210ZM236 264V263H235ZM244 264H246V263H244ZM261 264H264L263 262H261Z\"/></svg>", "mask_w": 264, "mask_h": 264}]
</instances>
